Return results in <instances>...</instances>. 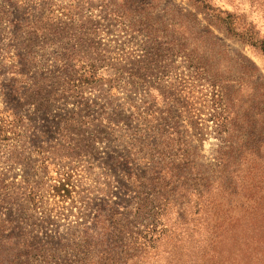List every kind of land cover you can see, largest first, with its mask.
<instances>
[{"label": "rangeland", "instance_id": "rangeland-1", "mask_svg": "<svg viewBox=\"0 0 264 264\" xmlns=\"http://www.w3.org/2000/svg\"><path fill=\"white\" fill-rule=\"evenodd\" d=\"M207 2L264 40V0ZM216 12L194 0H0V264H264V217L215 237L191 220L184 189L155 207L154 144L168 145L174 121L188 135L189 106L177 93L172 103L184 55L223 69L229 94L235 61L256 67L235 109L264 123V92L250 88L264 83V54ZM202 99L192 153L210 173L219 140ZM187 150L170 142L160 157L175 166ZM259 175L264 198V165ZM113 240L114 257L102 252Z\"/></svg>", "mask_w": 264, "mask_h": 264}, {"label": "trees", "instance_id": "trees-1", "mask_svg": "<svg viewBox=\"0 0 264 264\" xmlns=\"http://www.w3.org/2000/svg\"><path fill=\"white\" fill-rule=\"evenodd\" d=\"M194 1L212 11L217 10L214 15L224 24L229 34L237 36L240 40L248 42L254 47H258L264 54V40L255 39L249 29L235 31L230 13L211 7L207 0ZM222 13L224 16L221 15ZM175 39H172L173 42ZM175 44L177 42H174ZM184 57L186 62L182 65V71L175 77V85L177 86L174 88H178L172 103L178 102L177 93L181 97V106H189L186 109L188 112L187 140L185 142L181 140L180 131L175 121L163 132H167L171 136L169 141L172 145H179L180 142H183L188 150L185 151L186 156L181 164L174 166V161H172L171 164L165 165L163 158L160 156L163 154L162 148L169 147L170 142L166 145V142L160 136L159 142H155L154 148L157 147L156 149H158L156 154L154 153L155 207L157 210L163 209L166 204L170 203V196L179 192V188H181L189 196L191 220L193 221L196 217L199 223L202 221L203 228L214 234L215 237L223 232L230 233V230L257 228L252 224L253 220L257 219L258 222L264 217V198L263 195L259 194L261 186L256 184L261 183L263 180L262 176H257V172L261 171V166L264 165V123L248 117L246 113L239 118L235 109V105L242 101L240 94L245 84L243 81L240 83L239 80L243 74L251 77L255 75L256 67L235 61L238 86L229 94L225 89L224 80L230 78H224L226 75H223V69L213 68V64H208L202 57L189 54L184 55ZM202 85H206L204 93L201 89ZM250 85H253L250 88L254 90V93L264 92L263 82H253ZM198 86L200 88L196 90ZM196 92L201 93L203 99L196 95ZM256 96L257 94H253L251 98L254 99ZM197 98L207 102L208 116L206 120L211 121V132L219 140L212 157L210 173L197 168L192 153L194 149L192 141L202 139V136L206 133L198 131L202 126L199 125L197 120L198 114L195 109H192ZM158 132L156 131V134ZM239 187L243 191V202L238 203L230 198H228V201H223L224 193L229 197ZM253 189L256 193L255 197ZM112 229V235L117 240L118 246L129 248L122 229ZM111 244V246L105 247L102 252L114 257L115 250L112 246L116 243L113 240Z\"/></svg>", "mask_w": 264, "mask_h": 264}]
</instances>
